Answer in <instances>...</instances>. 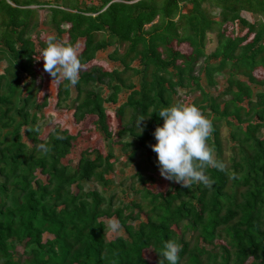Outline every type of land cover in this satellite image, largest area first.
Masks as SVG:
<instances>
[{
  "label": "trees",
  "instance_id": "1",
  "mask_svg": "<svg viewBox=\"0 0 264 264\" xmlns=\"http://www.w3.org/2000/svg\"><path fill=\"white\" fill-rule=\"evenodd\" d=\"M47 29L75 48L82 40L79 82L57 83L55 108L76 123L92 117L106 153L74 156L77 134L59 126L39 137L48 101L38 98L34 61ZM104 52L109 69L91 63ZM220 75L222 91L205 90L202 79L216 88ZM180 92L211 121L206 143L225 171L205 170L211 188L167 180L166 190H152L135 159L146 152L156 170L157 115L184 104ZM263 128L264 0H0V264H158L168 240L181 247L178 264H264ZM121 156L139 189L106 177L120 176ZM91 181L99 187L86 189ZM118 189L131 200L115 201ZM105 218L126 236L107 239Z\"/></svg>",
  "mask_w": 264,
  "mask_h": 264
},
{
  "label": "clouds",
  "instance_id": "2",
  "mask_svg": "<svg viewBox=\"0 0 264 264\" xmlns=\"http://www.w3.org/2000/svg\"><path fill=\"white\" fill-rule=\"evenodd\" d=\"M39 59L43 60V71L58 83L67 81L75 86L79 82L81 62L73 45L64 44L49 36L46 46L41 49ZM163 124L155 127L152 136L154 144L149 147L156 154V165L163 179L174 182L183 188L192 184H202L211 188L213 181L206 175L207 168L225 171L223 161L215 158L206 141L212 132L211 121L191 104L176 103L163 107L158 112ZM144 118L136 121L139 125ZM135 125V126H136ZM140 134L143 129L140 127ZM39 150L48 151L45 144L37 146ZM121 224L117 219L108 218L103 225L104 234L118 236ZM180 245L174 240L165 241L158 252L161 259L158 264H178Z\"/></svg>",
  "mask_w": 264,
  "mask_h": 264
},
{
  "label": "rangeland",
  "instance_id": "3",
  "mask_svg": "<svg viewBox=\"0 0 264 264\" xmlns=\"http://www.w3.org/2000/svg\"><path fill=\"white\" fill-rule=\"evenodd\" d=\"M211 14L212 15H216L217 10L211 9ZM47 12L46 9L40 10L39 13L41 15V17H43V15ZM241 17L244 18L245 20H247L248 22L252 23L255 20V17L247 12H241ZM237 26H235L236 28ZM41 28H47L46 25H41ZM50 35H53V31L47 29L46 33L43 34L42 38L40 39H46V37ZM214 37V36H213ZM32 39H34V41H36V39L33 37ZM64 40H66V35H64ZM38 46V45H37ZM214 46V42L208 43L207 44V48L208 50H210L212 47ZM82 47V40H80L77 44H76V52L79 51V49ZM122 47H120V50L122 51ZM110 49H108L109 51ZM92 64L95 65H100L106 69H109V62L107 61L106 58V52L104 53H100L98 55V57L93 60L91 62ZM34 69L36 71L37 74V80L39 81L40 79V83H41V88L38 94V98L41 99V97L43 95H46L47 97V101H48V105L42 110V117L43 119L41 120L42 126H41V130H40V135L39 137L41 139H46V135L48 134V132L55 126H59L62 129H67L71 134L75 135L77 134V138L74 141V148H75V152H73L74 156L76 154H78L79 152L88 150V149H92V148H98L100 149V151L102 153H106L107 148H108V143L106 140H104L101 136V134H99L96 130L94 125L92 124V117H86L82 122L80 123H76L73 120L72 117V111L71 110H64V109H57L55 108V101H56V90H57V81L52 80V77H50L49 74L45 73L43 71V60L39 59V55L35 57V61H34ZM216 80L218 81V85L216 86V88L214 86H210L208 87L206 85V82L204 79H202L201 84L203 85V87L205 88V90H209V92L213 93L214 95H217L220 91H222V89L224 88L225 85V78L224 76L220 75V76H216ZM259 88V87H258ZM199 92L196 91L195 95L198 96ZM180 96L184 97L183 98V103L184 104H189L190 101L192 100V95H185L184 92H180ZM194 96V97H196ZM107 113L108 115H111V125L117 127V123L116 120L112 117V111L111 109H107ZM117 130V128H115V131ZM220 135H221V140L223 142V145L226 146V144L228 143V136L230 133V128L228 126H226V124L223 122L220 125ZM264 136V128L262 129V137ZM116 147V146H115ZM115 153L118 154V151L115 150ZM229 155V150L227 149L224 153V156H228ZM73 155L70 154L69 157H72ZM78 158V157H77ZM124 156H121L119 158V163L115 164V172L119 171V177H115L114 172H110L108 175H106L107 178L112 179V183L117 185L119 183V181H122V187L123 188H128L131 184V182H134V184L136 185V189H139L140 184H138L137 182H135V179H131L130 175L134 172V167L133 165L127 166V168L120 170V166L121 163H123L124 161ZM135 163H138V167H140L142 174L145 178V186L149 189L152 190H166L168 187L167 184V180L163 179L158 171V168L156 167V170L152 167H148L146 165V162L148 161V157H147V153L144 152L143 154H141L140 156H137V158L135 159ZM69 163L71 164V159L69 160ZM228 163V162H226ZM155 164H156V160H155ZM157 166V165H156ZM98 184L95 181H91L86 183L85 188L89 189V188H98ZM73 190L74 187H73ZM116 198L115 201H117L118 199H122L125 201H129L132 198V195H127V194H123L121 192V189H118L116 191ZM105 223L107 221V219H104ZM119 235L121 236H126V234L124 233L123 228L121 227V231L119 233ZM49 237V235L45 234L43 236V239ZM107 239H112L113 237H115L113 234H106ZM17 250L19 252L22 251L21 247H17ZM148 259L151 261L152 258L150 257V254L147 255Z\"/></svg>",
  "mask_w": 264,
  "mask_h": 264
}]
</instances>
